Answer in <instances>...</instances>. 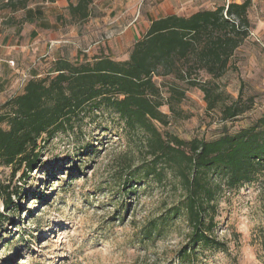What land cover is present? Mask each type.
<instances>
[{
	"label": "rangeland",
	"instance_id": "1",
	"mask_svg": "<svg viewBox=\"0 0 264 264\" xmlns=\"http://www.w3.org/2000/svg\"><path fill=\"white\" fill-rule=\"evenodd\" d=\"M77 1H31V11L14 13L5 6L7 0H0V25L11 16L22 20L24 14L33 15L36 21L25 19L27 24L61 33L60 40L73 46L81 37V53L88 54L96 40L110 41L130 32L132 24H149L164 0H93L91 18L80 24L68 9ZM168 1L180 14H189L243 0ZM249 18L251 33L232 58L233 67L218 82L230 100L240 92L243 98L252 97V108L222 120L218 109L207 110L203 92L190 87L175 110L161 106L168 115L167 125L157 123L162 132L186 140L213 139L264 114V0H252ZM88 30L92 33L84 34ZM53 34L50 44L58 40ZM129 49L125 44L112 53L124 59ZM199 74L208 77L204 71ZM156 80L166 100L170 79ZM42 146L36 169L0 166V182L17 190L12 196L15 209H5L0 201L6 214L0 226V264H183V252L192 246V227L184 214L173 215L183 198L178 178L172 173L162 182L129 178L145 161V150L141 136L127 138L125 122L117 113L105 107L87 109L73 128L58 131ZM212 216V235L225 247L199 246L193 264H264V171L254 181L226 189Z\"/></svg>",
	"mask_w": 264,
	"mask_h": 264
},
{
	"label": "trees",
	"instance_id": "2",
	"mask_svg": "<svg viewBox=\"0 0 264 264\" xmlns=\"http://www.w3.org/2000/svg\"><path fill=\"white\" fill-rule=\"evenodd\" d=\"M31 1L56 0H7L5 6L24 9ZM251 2L231 1L190 15L153 19L127 59L105 54L81 61L58 59L53 73L31 78L22 92L0 104V166L36 169L42 142L73 128L87 109L105 107L124 120L128 139L142 137L145 161L128 174L130 179L151 177L162 182L168 173L178 178L183 198L173 215L184 214L192 227V246L183 252L181 262L193 264L199 246L224 248L212 235V211L226 189L254 181L264 171V114L213 139L186 140L162 132L158 124L168 123L161 106L175 110L190 87L203 92L207 110L218 109L222 120L235 119L252 108V97L243 98L240 92L230 100L218 82L233 67L232 58L251 33ZM92 5L93 0L70 2L71 19L87 20ZM200 71L208 77H200ZM157 76L170 79L166 100ZM9 188L0 182V201L12 210L17 190ZM5 217L0 207V226Z\"/></svg>",
	"mask_w": 264,
	"mask_h": 264
},
{
	"label": "crops",
	"instance_id": "3",
	"mask_svg": "<svg viewBox=\"0 0 264 264\" xmlns=\"http://www.w3.org/2000/svg\"><path fill=\"white\" fill-rule=\"evenodd\" d=\"M25 10L31 11L28 6L24 9L13 10V12L17 13ZM197 10L199 9L193 12ZM191 13L180 14L176 4L164 0L159 5L157 15L154 19L169 14L190 15ZM22 17V20L14 16L8 17V19L3 20V25H0V104L5 102L9 97L22 92L27 81L31 78L42 77L53 73L55 70V62L62 57H66L72 61H81L84 58L92 59L94 56L105 54L117 59L112 53L113 49L116 47V49L122 50L125 44H128V47L130 45L128 51L130 53L133 44L145 34L153 20H150L149 24H144V26L140 25L139 27L132 24L129 28L130 32L126 30L122 35L117 36L113 40H96L90 46V52L85 54L81 53L83 49L80 44L84 41L83 39L80 40L81 37L75 40L80 44L74 46L67 44L69 40L65 41L66 43L64 40H60L64 36L61 33L53 34L49 31L50 29L45 30L38 26L35 28L32 24H27L25 19L32 22L36 21L33 15L32 18H27L28 16L25 14ZM80 23L77 22V24ZM90 32L92 33L91 30H88L84 34H89ZM52 34L58 40L50 44V41H54L51 40ZM84 34L80 36L83 37ZM128 56L124 59H127ZM10 61L12 62L10 63ZM9 91L14 92L8 94Z\"/></svg>",
	"mask_w": 264,
	"mask_h": 264
}]
</instances>
